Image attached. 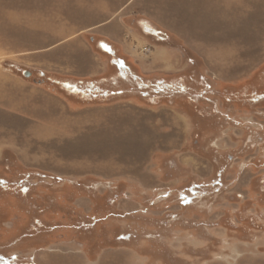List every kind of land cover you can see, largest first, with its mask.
Instances as JSON below:
<instances>
[{
  "label": "rangeland",
  "instance_id": "374dc122",
  "mask_svg": "<svg viewBox=\"0 0 264 264\" xmlns=\"http://www.w3.org/2000/svg\"><path fill=\"white\" fill-rule=\"evenodd\" d=\"M0 264H264V0H0Z\"/></svg>",
  "mask_w": 264,
  "mask_h": 264
},
{
  "label": "crops",
  "instance_id": "0c3cea01",
  "mask_svg": "<svg viewBox=\"0 0 264 264\" xmlns=\"http://www.w3.org/2000/svg\"><path fill=\"white\" fill-rule=\"evenodd\" d=\"M113 48H114V46H112V49H111L112 56L114 54L113 53L114 52V49H116V48H114V49ZM91 51H92V55H91V58L92 59H91V62L90 63L88 62V63H89V66H92V69L86 75H83L81 77H77V76H75L73 74L56 73V72H53V71L52 72L51 71L44 72L43 74L45 76L48 75L52 81H56V83L66 85L67 87H70L71 86L69 83L72 80L79 79V81L82 83V85L80 87H81V89L85 90L86 93H88V92L91 93V91H95V92L105 91V88L109 89L108 86H112V85L113 86H119L118 83H120V82L118 80V77H115V72L112 71L111 75L109 74V70L111 68L110 67V65H111L110 62H108V61L107 62H104V60L101 59L102 57L100 56L101 52L98 51V50H97V52H95L93 46L91 48ZM114 57H115V55H114ZM108 60L110 61V58L109 57H108ZM124 61H125V59H124ZM112 62L118 68L120 67L119 65H117L118 62H119L118 58L117 59H113L112 58ZM126 65H127V63H126ZM117 80H118V82H117ZM38 88L40 89V87H38ZM89 88H91V89H89ZM66 90L69 91V88H66ZM73 90H74V88H73ZM116 92H118V91H116ZM64 93L67 94V95H69L66 92H64ZM81 93H84V92L81 91ZM111 93L112 94H115V92H113V91ZM50 95L54 99L55 104L58 103L57 104L58 105L57 106V111L58 110L61 111L62 109H64V107H68V109H70V105H69V103H67V101H66L67 98L66 97L64 98L63 96H58L56 94V92H51ZM34 100H35V98H34ZM36 110L37 109H35L34 112H36ZM40 111H42V109H40ZM63 114H64V111H63ZM59 115L56 116V117H54V118H51V119H48V118L46 119L43 116L42 117H39V118L38 117H35V119L39 123L40 122L45 123L46 121L47 122L48 121L60 122V121H62L61 120L62 119V115H60V116Z\"/></svg>",
  "mask_w": 264,
  "mask_h": 264
},
{
  "label": "flooded vegetation",
  "instance_id": "af4514ba",
  "mask_svg": "<svg viewBox=\"0 0 264 264\" xmlns=\"http://www.w3.org/2000/svg\"><path fill=\"white\" fill-rule=\"evenodd\" d=\"M113 56H114V54H113ZM110 61H112V59H110ZM116 62V61H115ZM24 73V72H23ZM24 75V74H23Z\"/></svg>",
  "mask_w": 264,
  "mask_h": 264
},
{
  "label": "trees",
  "instance_id": "16d2710c",
  "mask_svg": "<svg viewBox=\"0 0 264 264\" xmlns=\"http://www.w3.org/2000/svg\"><path fill=\"white\" fill-rule=\"evenodd\" d=\"M154 94H157V93L154 92Z\"/></svg>",
  "mask_w": 264,
  "mask_h": 264
},
{
  "label": "water",
  "instance_id": "95a60500",
  "mask_svg": "<svg viewBox=\"0 0 264 264\" xmlns=\"http://www.w3.org/2000/svg\"><path fill=\"white\" fill-rule=\"evenodd\" d=\"M26 73V72H25Z\"/></svg>",
  "mask_w": 264,
  "mask_h": 264
}]
</instances>
